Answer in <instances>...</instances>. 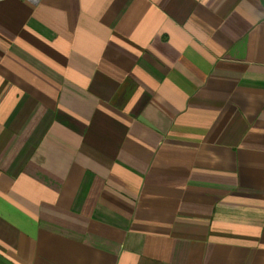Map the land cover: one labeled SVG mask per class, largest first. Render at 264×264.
Listing matches in <instances>:
<instances>
[{"label":"crops","instance_id":"1","mask_svg":"<svg viewBox=\"0 0 264 264\" xmlns=\"http://www.w3.org/2000/svg\"><path fill=\"white\" fill-rule=\"evenodd\" d=\"M0 264H264V0H0Z\"/></svg>","mask_w":264,"mask_h":264}]
</instances>
